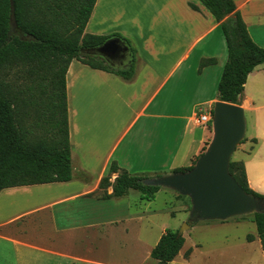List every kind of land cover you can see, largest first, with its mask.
I'll list each match as a JSON object with an SVG mask.
<instances>
[{"label":"crops","instance_id":"crops-1","mask_svg":"<svg viewBox=\"0 0 264 264\" xmlns=\"http://www.w3.org/2000/svg\"><path fill=\"white\" fill-rule=\"evenodd\" d=\"M233 2L253 42L264 48V0ZM84 33L127 38L134 73L124 79L71 60L65 84L72 178L0 191V264H145L161 234L177 229L145 236V219L156 222L145 202L166 188L149 201L137 190L104 199L101 179L112 162L148 177L188 167L212 136L211 126L195 118L219 100L228 53L219 22L200 0H96ZM211 58L215 63L201 65ZM240 105L246 132L231 158L243 163L249 187L264 194V63L248 74ZM190 206L180 209L187 214ZM246 215L196 222L203 223L202 240L183 233L170 264H264ZM247 221L254 223L249 231L241 228Z\"/></svg>","mask_w":264,"mask_h":264},{"label":"trees","instance_id":"trees-1","mask_svg":"<svg viewBox=\"0 0 264 264\" xmlns=\"http://www.w3.org/2000/svg\"><path fill=\"white\" fill-rule=\"evenodd\" d=\"M96 0H0V191L21 185L68 181L72 178L65 74L72 59L124 79L134 73L135 50L119 33L97 36L84 33ZM223 32L227 60L219 83L218 99L240 104L248 74L264 63V48L249 36L233 0H200ZM194 9L197 7L193 4ZM110 37L120 39L131 53L130 64L114 68L89 52ZM215 63L204 59L202 66ZM244 139L241 141L243 142ZM193 161L192 165L194 164ZM180 167L173 172L189 170ZM229 171L243 189L264 199L248 185L244 165L230 159ZM117 173L114 181L109 175ZM156 173L152 176H159ZM149 175L132 174L115 162L99 188L100 198L119 197L137 190L141 198L152 200L160 186L145 185ZM112 186L108 194L106 189ZM264 249V213L252 214ZM252 240L251 235L247 236ZM184 243L176 230H165L150 252L155 264H170ZM190 250L185 251L188 256Z\"/></svg>","mask_w":264,"mask_h":264},{"label":"water","instance_id":"water-1","mask_svg":"<svg viewBox=\"0 0 264 264\" xmlns=\"http://www.w3.org/2000/svg\"><path fill=\"white\" fill-rule=\"evenodd\" d=\"M10 21L13 17V0H10ZM89 52L105 57L124 56V62L117 68L130 64L128 47L116 37H110ZM212 136L204 151L187 171L170 172L146 177L145 185L171 189L190 199L188 219L179 228L183 234L199 221L227 220L231 217L255 212L264 213V199L247 193L229 171L232 154L245 137L246 117L240 104L217 100L212 107Z\"/></svg>","mask_w":264,"mask_h":264},{"label":"rangeland","instance_id":"rangeland-1","mask_svg":"<svg viewBox=\"0 0 264 264\" xmlns=\"http://www.w3.org/2000/svg\"><path fill=\"white\" fill-rule=\"evenodd\" d=\"M116 67L117 66H115V68ZM235 156L237 155L235 154L234 157ZM184 202L188 206H190L191 204L188 197L180 195L176 191L170 189H161V191L156 194L153 201H146L145 205H149L150 207L148 209L155 211L156 222L155 224H151L149 223V218L145 219V236H147L148 234H154L155 236L158 231L161 230L164 226L167 228H181L184 224L182 220L188 219L189 216V213L184 214V212L180 209V206ZM190 208L191 206L189 207L188 211H190ZM245 218H248V220L252 221L253 216L252 214H248ZM251 221H247V223L245 225H242L241 228L247 231L251 230L252 226L254 225V223H251ZM193 225L194 227L190 231L186 230L184 233L187 234V238L189 237L190 239L198 241L200 243L203 238L201 230V226H203V223H194ZM183 237L186 238V235H183ZM151 262H153L152 259L146 261L145 264H151Z\"/></svg>","mask_w":264,"mask_h":264},{"label":"built area","instance_id":"built-area-1","mask_svg":"<svg viewBox=\"0 0 264 264\" xmlns=\"http://www.w3.org/2000/svg\"><path fill=\"white\" fill-rule=\"evenodd\" d=\"M211 116H212V107H201L199 109V113L197 114L195 120L201 124H209L211 123Z\"/></svg>","mask_w":264,"mask_h":264},{"label":"flooded vegetation","instance_id":"flooded-vegetation-1","mask_svg":"<svg viewBox=\"0 0 264 264\" xmlns=\"http://www.w3.org/2000/svg\"><path fill=\"white\" fill-rule=\"evenodd\" d=\"M103 61L111 67H115V66L119 67L124 62V56L117 57V58H114L113 56H108V57H105Z\"/></svg>","mask_w":264,"mask_h":264}]
</instances>
